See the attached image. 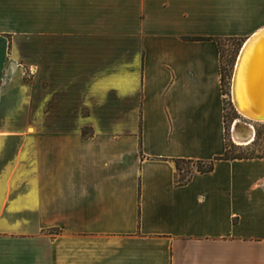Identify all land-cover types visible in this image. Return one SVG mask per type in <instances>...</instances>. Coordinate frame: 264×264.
<instances>
[{"label": "crops", "instance_id": "0c3cea01", "mask_svg": "<svg viewBox=\"0 0 264 264\" xmlns=\"http://www.w3.org/2000/svg\"><path fill=\"white\" fill-rule=\"evenodd\" d=\"M262 29L264 0H0V264H264V156L222 158L220 48L185 39Z\"/></svg>", "mask_w": 264, "mask_h": 264}, {"label": "rangeland", "instance_id": "374dc122", "mask_svg": "<svg viewBox=\"0 0 264 264\" xmlns=\"http://www.w3.org/2000/svg\"><path fill=\"white\" fill-rule=\"evenodd\" d=\"M246 40L237 38H228L221 41L220 50L222 53L223 67V92L225 97L226 108V133L227 143L230 154H240L245 156H264V121H257L246 116L236 105L234 97L235 80L238 75V62L240 60V52ZM241 62V61H240ZM241 64V63H240ZM237 93V92H236ZM242 108L247 111L253 110L246 108L244 103ZM248 107V106H247ZM250 112V111H249ZM248 112V113H249ZM236 123H248L254 128V139L248 144H238L233 138V127ZM192 164L180 163L181 179L185 180L189 176ZM184 170V172H183Z\"/></svg>", "mask_w": 264, "mask_h": 264}, {"label": "bare ground", "instance_id": "6f19581e", "mask_svg": "<svg viewBox=\"0 0 264 264\" xmlns=\"http://www.w3.org/2000/svg\"><path fill=\"white\" fill-rule=\"evenodd\" d=\"M240 57L234 99L241 112L253 118L255 114L264 111V31H259L245 43ZM240 103L253 110L248 109L249 112L243 109ZM254 134V128L248 123H236L233 127V138L238 144L252 142Z\"/></svg>", "mask_w": 264, "mask_h": 264}, {"label": "trees", "instance_id": "16d2710c", "mask_svg": "<svg viewBox=\"0 0 264 264\" xmlns=\"http://www.w3.org/2000/svg\"><path fill=\"white\" fill-rule=\"evenodd\" d=\"M185 39H187V40H210V39H215V40H217L219 48H220L221 41L224 40V39H228V38H213V37L195 36V37H186ZM220 52H221V50H220ZM221 57H222V53H221ZM223 79H224V75H223V67H222V83H223ZM248 157H254V156H245V155H240V154H230L229 153V149H228V143H227L226 152L222 156V158H226V159L248 158ZM181 162L193 164L199 172H209V171L213 170V168H214V161L203 162V161H192V160H177L176 161V166H177V168L179 170H181L180 169V163ZM188 179H189V177L186 178L185 180L181 179V182L183 183L184 181H187Z\"/></svg>", "mask_w": 264, "mask_h": 264}, {"label": "water", "instance_id": "95a60500", "mask_svg": "<svg viewBox=\"0 0 264 264\" xmlns=\"http://www.w3.org/2000/svg\"><path fill=\"white\" fill-rule=\"evenodd\" d=\"M263 31H264V29H262ZM261 31V30H260ZM262 31V32H263ZM256 34H258V33H256ZM253 36H255V35H253ZM252 36V37H253ZM252 37H250L249 39H251ZM249 39H247L246 40V42L249 40ZM245 42V43H246ZM245 43H244V45H243V47L245 46ZM243 47H242V50H241V52L243 53ZM245 51V50H244ZM241 52H240V56H241ZM242 56H243V54H242ZM241 58V57H240ZM253 118L252 119H254V120H257V121H264V111L263 112H260V113H257V114H255L254 116H252Z\"/></svg>", "mask_w": 264, "mask_h": 264}, {"label": "built area", "instance_id": "2783aa9c", "mask_svg": "<svg viewBox=\"0 0 264 264\" xmlns=\"http://www.w3.org/2000/svg\"><path fill=\"white\" fill-rule=\"evenodd\" d=\"M30 74V73H29Z\"/></svg>", "mask_w": 264, "mask_h": 264}]
</instances>
